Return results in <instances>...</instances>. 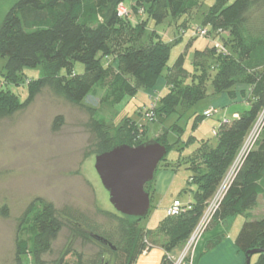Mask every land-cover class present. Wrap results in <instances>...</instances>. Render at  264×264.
I'll return each instance as SVG.
<instances>
[{
	"label": "trees",
	"instance_id": "1",
	"mask_svg": "<svg viewBox=\"0 0 264 264\" xmlns=\"http://www.w3.org/2000/svg\"><path fill=\"white\" fill-rule=\"evenodd\" d=\"M126 1L129 0H16L0 24V56L6 59L3 84L0 82V120L25 109L42 87L60 91L75 104L82 103L94 87L104 81L113 96V104L127 95H134L140 87H154L170 50V46L155 32L148 41L138 40L121 51L118 56L119 69L111 73L110 39L119 21H131L129 15L127 18L117 15L118 6ZM140 1L146 5L137 2L135 6L132 3V6H127L130 13L140 6L144 8L146 17L140 19L141 23H147L150 19L161 23L170 17L177 31L194 24L208 28V37H191V40L212 39L211 45L203 50H195L193 60L202 71L203 59H208V55L215 59L213 64L208 63L207 66L209 73L213 68L217 69L209 96L227 93L233 98L236 93L234 87L241 85L245 89L239 92L249 97L246 109L235 117L232 114L222 117L218 127L212 128V134L217 137L215 147L208 141H201L185 158L191 170L189 182L196 185V190L192 203H181L184 211L177 216L165 213L161 221L159 230L167 237L164 247L170 249L188 238L205 205L229 174L259 116L264 114V0H216L206 12L201 13L199 22L194 21L198 15L199 0ZM28 11L32 14L25 20L23 15ZM189 12H192V18L188 17ZM181 38L179 36L175 41ZM216 40L222 43L225 53L215 48ZM183 61V54H179L173 68L164 77L165 81L173 73L180 74ZM74 62L83 64V75L71 77L66 73L60 74L62 69L67 71L72 68ZM38 66L46 71L35 81L34 89L24 101L4 87L16 81L25 68ZM86 75H90V80L82 77ZM197 84L186 88H180L177 84L179 94H176L178 100L174 105L165 101L170 91L161 99L159 97V105H154L152 109L154 119L158 110L165 117L171 115L180 100L194 104L204 98L203 92L200 97L196 95ZM62 123V116L57 115L52 126L57 129ZM126 123L128 128L124 136L112 139L101 119L90 118L86 126L94 136L92 151L99 154L119 144L135 146L144 142L135 139L138 129L129 128L130 123ZM154 140L164 145L166 151L169 149L165 133ZM152 181L146 185L151 186ZM263 194L264 117L254 142L244 153L241 164L225 187L213 213V220L221 222L225 228L228 215H246L256 204L258 196ZM95 211L98 217H89L67 206L58 210L52 202L38 198L24 215L32 216L35 233L31 240L17 236L13 264H23L28 255H32L35 264H66L65 258L70 254L74 259L73 264H134L147 244V250L151 246L152 230L139 224L141 218L99 207ZM63 229L67 231V237L61 252L56 258L44 259V255L52 254L53 242ZM224 238L225 229L210 236L206 239L205 250L209 244L215 245ZM76 242L79 250L75 247ZM234 243L244 254L249 249H261L256 254V260L250 264H264V214L258 218H246ZM87 246L91 247L88 254L85 253Z\"/></svg>",
	"mask_w": 264,
	"mask_h": 264
},
{
	"label": "rangeland",
	"instance_id": "2",
	"mask_svg": "<svg viewBox=\"0 0 264 264\" xmlns=\"http://www.w3.org/2000/svg\"><path fill=\"white\" fill-rule=\"evenodd\" d=\"M15 1L0 0V24ZM215 1L199 0L198 15L194 21L199 22L201 13L206 12ZM137 2L142 1L129 0L124 4L130 7L132 6L130 3L135 6ZM142 3L146 5L144 1ZM131 11L129 17L122 15V18L128 17L130 23L126 20L119 21L110 39L111 73L119 69L118 56L121 51L138 40L148 41L150 35L155 32L170 46V50L168 60L154 87H140L134 95H127L115 104L111 101L113 96L109 93L106 81L96 85L93 92L80 104L72 103L60 91L51 87H42L25 109L0 120V264L14 263L15 240L18 235L28 240L33 238L35 227L32 216L24 215H27L25 214L27 208L38 198L52 202L58 210L67 206L89 217H98L96 207L115 211L94 169L95 155H97L92 151L94 136L86 126L90 118L101 119L112 139L124 136V131L128 128L125 122L130 123L129 128L138 129L137 132L135 131L136 140L147 141L165 133L170 147L154 172L150 187L153 186L155 190L149 199L150 212L140 220V225L144 226L147 223L154 225V221L163 216V207L170 200L177 198L185 205L193 202L196 185L189 182L191 170L184 161L185 158L201 141H208L212 147H215L217 137L212 134V128L218 127L221 118L226 116L225 113L229 112L227 117H230L231 112L234 116L247 108L249 97L248 94L239 92L245 89L241 85L234 87L236 93L233 98L227 93L209 96L212 79L217 69L213 68L209 73L207 66L208 63L213 64L215 59L209 55L208 59H203L202 71L195 66L193 60L195 50H203L211 45V38L191 40V37L182 35L181 39L175 41V38L180 36L179 30L177 31L170 17L161 23H155L151 19L147 23L146 21L141 23L140 19L146 17L144 8L140 6L137 11ZM191 13H188V17L193 16ZM31 14L29 11L24 13L25 20L30 18ZM179 54H183L184 57L180 74L173 73L165 81L164 77L173 68ZM5 61L6 59L0 56L1 85ZM45 71L42 66L25 68L16 81L4 87L16 93L20 101H24L34 89L35 81ZM84 71L82 63L74 62L72 68L67 71L65 68L62 69L60 74L66 73L74 77L83 75ZM82 77L88 80L91 78L90 75ZM177 84L180 88L197 84L196 95L200 97L203 92L204 98L194 104L180 100L175 111L167 117L160 114L159 110L155 119L150 120L145 117V113L150 111L152 105H159V97L161 99L167 91H170V94L165 101L174 105L175 100H178L176 94H179ZM163 86H165L164 91ZM210 107L216 108L217 112L208 118H203V111ZM57 115L62 116L63 123L56 129L52 126V122ZM260 117L263 119L264 114H261L259 119ZM259 119L258 123L261 120ZM254 127L256 128L257 125ZM166 163L169 165L166 166ZM240 164L238 155L232 169L239 167ZM148 187L149 185H146L147 189ZM222 191L224 193V189ZM211 200L212 198L205 205L176 260L183 257L185 264H193L195 256L205 249L206 239L218 234V232L213 234L209 232L218 225V222L213 220V213L208 217L205 214L208 212ZM263 211V200L260 198L257 205L246 215H228L225 219L227 223L225 231L230 240H235L246 218H258L263 215ZM219 224L223 226L221 222ZM66 237L67 231L63 229L53 242L52 254H46L43 258L46 260L56 258L66 244ZM148 246L147 244L146 247ZM75 247L80 249L77 242ZM212 247L213 244H209L207 249ZM85 250L88 254L91 247L87 246ZM256 257V254H253L251 261L254 262ZM65 261L66 264H73V256L70 254ZM23 264H35L32 255L25 257Z\"/></svg>",
	"mask_w": 264,
	"mask_h": 264
},
{
	"label": "water",
	"instance_id": "3",
	"mask_svg": "<svg viewBox=\"0 0 264 264\" xmlns=\"http://www.w3.org/2000/svg\"><path fill=\"white\" fill-rule=\"evenodd\" d=\"M165 154V146L151 139L135 146L119 144L95 155V172L116 212L136 218L147 215L150 200L145 185ZM260 252L259 248L247 250L245 264Z\"/></svg>",
	"mask_w": 264,
	"mask_h": 264
},
{
	"label": "crops",
	"instance_id": "4",
	"mask_svg": "<svg viewBox=\"0 0 264 264\" xmlns=\"http://www.w3.org/2000/svg\"><path fill=\"white\" fill-rule=\"evenodd\" d=\"M162 89L164 91L165 86H163ZM225 114L226 116H228V114L230 113L227 112ZM147 190H148L149 199H150V195L155 189L153 186L152 187L149 186ZM260 198H262L263 205H264V194L259 195L257 198V201ZM171 202L172 201L170 200L164 205L163 216L157 218L156 220L154 219L155 220L154 225H150L151 223L150 224L147 223L144 226L141 225L145 229L152 230V235L150 237L151 246L148 248L146 252L141 253L137 257L134 264H175L176 259L181 254L186 244V240L181 243H178L175 246H172L170 249H166L164 247V244L166 243L167 237L164 233L160 232L159 230L161 221L166 216L165 210L170 205ZM256 205H257V202L254 206ZM149 212H150V206H149L147 215L149 214ZM139 224H140V221H139ZM225 228L218 223V225L215 228H212L211 230H209V232L212 234L217 233V232L219 233ZM193 264H245V255L243 252H241L236 247L234 241L230 240V238L227 236L226 231H225V238L222 239L219 243L213 245L212 248L207 249V250L203 249L201 251V254H198L195 256Z\"/></svg>",
	"mask_w": 264,
	"mask_h": 264
},
{
	"label": "built area",
	"instance_id": "5",
	"mask_svg": "<svg viewBox=\"0 0 264 264\" xmlns=\"http://www.w3.org/2000/svg\"><path fill=\"white\" fill-rule=\"evenodd\" d=\"M117 15L118 16H122V15H125V16H130L131 13H130V9L128 8L127 5H123V4H120L117 8ZM179 35L182 36V35H187L189 37H208L209 35V30L206 26H203V25H200V24H194V25H191L190 27L186 28V29H180L179 30ZM214 46L215 48H217L218 51L222 52V53H225L226 52V49L224 48V46L222 45V43L218 40H216L214 42ZM154 105H152L150 107V111L149 112H146L145 113V117H147L148 119L152 120L154 119V114L152 112V109H153ZM217 112V109L216 108H208L206 110L203 111V116L208 118L210 117L213 113H216ZM237 116V114H235L233 117ZM260 119L262 120V117H260ZM259 119V120H260ZM261 120L260 122L256 123L254 126L257 125V127L255 128H252V130L250 131L248 137L246 138V141H245V144L243 145V148H242V151L241 153L239 154V160L241 162L242 160V157L244 155V153L247 151V149L252 145V143L254 142L257 134H258V131H259V125L261 123ZM258 121V120H257ZM253 131V132H252ZM250 144V145H249ZM245 146V147H244ZM235 169H232L230 170L229 174L227 175L226 179L224 180V182H222V184L220 185V187L218 188V190L214 193L213 197H212V200L210 201L209 203V209H208V212L205 213L207 214L206 216H211L210 214L214 213V211L216 210L217 206H218V202L220 200V196L222 195L223 193V189L225 190V187L227 185V181L228 179L230 180L231 177L233 176V174L235 173ZM182 211H184V209L182 208V204L179 200L175 199L171 202V204L166 208V215L168 216H177L179 215ZM213 215V214H212ZM210 218V217H209ZM208 218V219H209ZM206 219V220H208ZM147 251V247L143 249L142 253L146 252ZM183 257H181L179 260H176L175 261V264H185L183 262Z\"/></svg>",
	"mask_w": 264,
	"mask_h": 264
},
{
	"label": "bare ground",
	"instance_id": "6",
	"mask_svg": "<svg viewBox=\"0 0 264 264\" xmlns=\"http://www.w3.org/2000/svg\"><path fill=\"white\" fill-rule=\"evenodd\" d=\"M182 207H183V204H182ZM165 213H166V211H165ZM250 263H251V261H250ZM250 263H249V264H250Z\"/></svg>",
	"mask_w": 264,
	"mask_h": 264
}]
</instances>
